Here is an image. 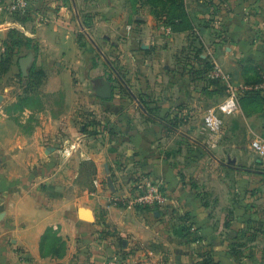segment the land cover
<instances>
[{"label": "crops", "instance_id": "crops-1", "mask_svg": "<svg viewBox=\"0 0 264 264\" xmlns=\"http://www.w3.org/2000/svg\"><path fill=\"white\" fill-rule=\"evenodd\" d=\"M106 3L0 11V264H264L263 177L244 174L264 168L249 153L264 141V94L243 96L212 132L204 119L226 90L203 71L218 65L235 85L264 80V0H208L188 11L186 31L144 17L143 0L128 21L106 17ZM105 28L112 80L83 69L82 35L94 45L89 30ZM101 81L110 99L96 94ZM137 173L160 182L169 203L122 204ZM48 230L59 243L42 249Z\"/></svg>", "mask_w": 264, "mask_h": 264}, {"label": "built area", "instance_id": "built-area-1", "mask_svg": "<svg viewBox=\"0 0 264 264\" xmlns=\"http://www.w3.org/2000/svg\"><path fill=\"white\" fill-rule=\"evenodd\" d=\"M0 11L6 15L26 14L31 0H1ZM211 79L224 83L226 96L214 110L210 111L204 121L210 131H216L221 124V117L232 116L237 110L238 101L248 93L264 94V80L254 84H233L230 76L218 65H214L209 74ZM251 150L260 157H264V141L254 139L251 141ZM128 207H141L160 209L169 203V197L162 189V184L144 173H137L133 177L131 195L120 201Z\"/></svg>", "mask_w": 264, "mask_h": 264}, {"label": "rangeland", "instance_id": "rangeland-1", "mask_svg": "<svg viewBox=\"0 0 264 264\" xmlns=\"http://www.w3.org/2000/svg\"><path fill=\"white\" fill-rule=\"evenodd\" d=\"M110 4H112L113 6H110V4H107L106 8H110V10L108 9V12H106L105 16L108 17V15L110 16L111 19L113 18H119V17H124L126 18V21H128V18L130 17V15L134 14V11L136 9L139 8L138 5H140V3L138 4L139 0H109ZM180 1H182V5L184 7V10L188 13V11L193 10L195 12H202L203 8H205V3L206 1L208 2V0H164V2L161 4V2H159L158 6L156 3V0H149V4L148 5H144L142 6L143 9H141V13H143V16L145 17L148 13L153 16L154 14L152 12L156 11L159 9V11H162L164 13H169L172 9V4L175 7V4L180 3ZM103 5H105V3L102 4V6L100 7L101 10L100 13H103L104 8ZM137 5V6H136ZM176 8V7H175ZM148 16V15H147ZM154 17V16H153ZM155 18V17H154ZM113 24V23H112ZM89 33L92 35L93 39L96 41V43L94 42V45H92V43L90 41H88V39L86 38V36L82 35V38L80 39L81 43L83 44V50H84V66L83 69L88 70L89 68H91L94 65H98L101 68V71H99V75L96 78L99 77H103V78H110V80H112V78L114 77L113 73L111 72L109 65H107L102 59H101V55L100 53H103V55H105V57L108 59V54L107 51H104L103 49L107 48L109 45L112 44L111 41L107 40V38L103 37V35H108L109 36V29L107 30L102 29L99 32H95V34H93V32L91 30H89ZM112 34V33H111ZM97 35V36H96ZM102 46V47H101ZM97 48V49H95ZM197 48V46H196ZM98 49L100 51H98ZM195 61L199 62V57L195 56ZM108 62V60H107ZM113 65H118L119 61H112ZM214 67V66H213ZM223 70V69H222ZM120 73L121 71L118 70ZM124 76V75H123ZM84 78V77H83ZM86 78V76H85ZM87 80H88V75H87ZM91 80V79H90ZM118 83L115 82L114 83V87L117 88ZM93 88H94V84H92V81L87 82V90H89V95L92 96L93 94ZM170 121L173 123V120L170 119ZM182 123H185L183 121V119L181 120ZM177 124V123H176ZM250 144V141L248 142ZM248 144V145H249ZM249 153H251L252 157L255 160L264 161V157H260L258 155H256L255 153L252 152V150H249ZM255 169H259V170H264V168H260V167H256ZM225 174H227V171H223ZM241 176L238 177V179L240 180ZM261 183H260V187L262 189H264V177L261 178Z\"/></svg>", "mask_w": 264, "mask_h": 264}, {"label": "trees", "instance_id": "trees-1", "mask_svg": "<svg viewBox=\"0 0 264 264\" xmlns=\"http://www.w3.org/2000/svg\"><path fill=\"white\" fill-rule=\"evenodd\" d=\"M159 2H161V4H162L164 2V0H156L157 6L159 5L158 4ZM181 2L182 1H180V3H178V4H175L176 8L172 4V9H171V11L169 13H164L162 11H159V9H158V10L152 12L154 14L153 16L155 17V19L157 21L161 22L165 26H168L172 31H186V30H190L191 29V22H190V19L188 17V14L184 10V7H183ZM143 4L144 5H148L149 4V0H145V1L143 0ZM26 43L29 44L30 40H26ZM212 69H213V65H208V63H206L205 68L203 69L204 76H205V78H207V81L216 83V82H218V80L211 79L210 76H209V74L212 71ZM195 73H197V71L194 72V74ZM254 83H258V82H254ZM254 83H244V84H254ZM258 94H260V93H248L246 95L249 96V95H258ZM246 95H244V96H246ZM146 111H147V113L149 115H153L154 114L149 109H146ZM167 123L172 128H178V124H176L175 122L172 123L171 121H169ZM244 174H246L247 176L253 175V176H256V177H264V170H258L257 169L255 171H252V170H249V169H244ZM185 230L182 229V232H186ZM47 240H48V242H47ZM48 243H53V244L54 243H59V240L56 238V235H55V233L52 230H48L46 235H44V237L42 239V249Z\"/></svg>", "mask_w": 264, "mask_h": 264}, {"label": "water", "instance_id": "water-1", "mask_svg": "<svg viewBox=\"0 0 264 264\" xmlns=\"http://www.w3.org/2000/svg\"><path fill=\"white\" fill-rule=\"evenodd\" d=\"M31 60H32L31 54L19 60V67L23 76L27 75V68L31 63ZM96 94L98 95V97L102 99H110L112 96V89L110 84L106 81H101L100 85L96 89ZM158 214H159L158 212H155V216H158Z\"/></svg>", "mask_w": 264, "mask_h": 264}]
</instances>
